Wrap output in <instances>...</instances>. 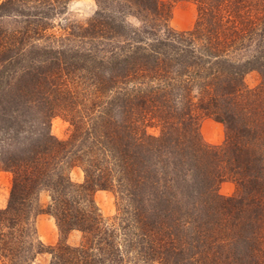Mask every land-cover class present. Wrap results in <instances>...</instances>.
Returning <instances> with one entry per match:
<instances>
[{
    "label": "trees",
    "instance_id": "trees-1",
    "mask_svg": "<svg viewBox=\"0 0 264 264\" xmlns=\"http://www.w3.org/2000/svg\"><path fill=\"white\" fill-rule=\"evenodd\" d=\"M95 1L70 49L37 45L55 6L0 2V161L12 174L0 258L42 252L30 219L44 188L64 238L50 264H264V0ZM178 2L196 6L190 31L168 24ZM56 116L72 126L67 142L49 133ZM206 119L224 127L221 145L203 141ZM69 154L81 184L62 172ZM98 190L114 194L116 226ZM72 230L87 248L64 243Z\"/></svg>",
    "mask_w": 264,
    "mask_h": 264
},
{
    "label": "rangeland",
    "instance_id": "rangeland-1",
    "mask_svg": "<svg viewBox=\"0 0 264 264\" xmlns=\"http://www.w3.org/2000/svg\"><path fill=\"white\" fill-rule=\"evenodd\" d=\"M1 1L2 0H0V2ZM43 1L44 0H41L44 10L47 11V8L51 5L55 7L48 9V18L44 19V22L49 28L46 29L43 35L44 37L41 41L37 42V45L55 49L58 47L62 49L65 45L67 49L80 47L81 44L78 38H74L68 34L76 32L78 26L86 28L88 21L92 19L98 9L96 1L69 0L64 4L61 0H50L46 3ZM48 4L50 5L48 6ZM33 5L29 6L32 7ZM126 19L131 27L136 29L139 28V22L136 18L127 17ZM196 19L197 9L193 3L178 2L172 9L171 19L168 24L174 31L187 32L193 29ZM66 38L69 39L66 40ZM94 42L95 41L89 42V45L92 46ZM260 80V75L255 71L248 73L244 78L245 84L250 88L258 85ZM48 128L50 135L59 141L67 142L72 136V126L68 120L61 116L53 117ZM149 132L154 135L158 134V131L153 128L149 129ZM200 134L206 144L219 146L224 141L225 132L221 124L206 119L200 124ZM66 158V160H62V172H64V175L72 183H83V164L80 163L81 161L79 158L70 154L67 155ZM11 188L12 174L3 168L0 161V211H4L8 207ZM219 193L224 197L233 196L235 193L234 184L231 182L222 183L219 187ZM53 197L54 194L50 190L38 188L36 191V208L31 212L30 223L34 229L32 239H34L35 243L42 245V252L36 253L35 247L33 246V258L30 261H19L21 264H50L52 260V249L56 247L61 240H64L63 235H60L55 218L48 212ZM93 200L101 216L108 220L110 224L116 226L117 221H112L117 213V202L114 194L109 191L98 190L94 193ZM64 243L72 248H87L90 244V236L87 234L84 235L80 231L72 230L67 234V237H65ZM29 255L30 254L25 253L22 259H24L23 257H25V259L28 258ZM12 261L13 260L4 261L0 258V264H13Z\"/></svg>",
    "mask_w": 264,
    "mask_h": 264
}]
</instances>
